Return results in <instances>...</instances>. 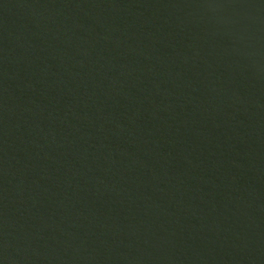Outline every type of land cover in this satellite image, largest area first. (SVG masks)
Instances as JSON below:
<instances>
[{"label":"water","instance_id":"95a60500","mask_svg":"<svg viewBox=\"0 0 264 264\" xmlns=\"http://www.w3.org/2000/svg\"><path fill=\"white\" fill-rule=\"evenodd\" d=\"M0 264H264V0H0Z\"/></svg>","mask_w":264,"mask_h":264}]
</instances>
